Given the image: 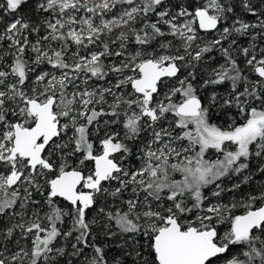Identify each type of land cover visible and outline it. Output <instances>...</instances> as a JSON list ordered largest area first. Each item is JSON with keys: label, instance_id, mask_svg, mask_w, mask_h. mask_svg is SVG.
<instances>
[{"label": "snow or ice", "instance_id": "obj_1", "mask_svg": "<svg viewBox=\"0 0 264 264\" xmlns=\"http://www.w3.org/2000/svg\"><path fill=\"white\" fill-rule=\"evenodd\" d=\"M0 264H264V0H0Z\"/></svg>", "mask_w": 264, "mask_h": 264}, {"label": "trees", "instance_id": "obj_2", "mask_svg": "<svg viewBox=\"0 0 264 264\" xmlns=\"http://www.w3.org/2000/svg\"><path fill=\"white\" fill-rule=\"evenodd\" d=\"M248 19H254V18H251V17H248ZM205 91H207V90H205ZM250 186H244V188L245 189H248ZM237 211V213L239 214V213H242L243 212V209H238V210H236Z\"/></svg>", "mask_w": 264, "mask_h": 264}]
</instances>
